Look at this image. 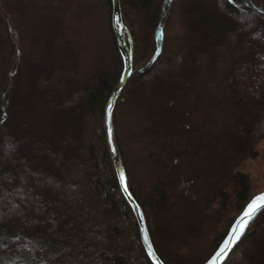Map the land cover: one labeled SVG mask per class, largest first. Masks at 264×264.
<instances>
[{
	"label": "trees",
	"instance_id": "1",
	"mask_svg": "<svg viewBox=\"0 0 264 264\" xmlns=\"http://www.w3.org/2000/svg\"><path fill=\"white\" fill-rule=\"evenodd\" d=\"M43 1L46 20L26 50L34 20L23 18H33L36 0H0V264H153L106 141L105 108L124 70L112 1L101 10L88 0L101 11L94 27L92 9L89 20L75 16L85 0L65 10ZM219 1L183 2L172 36L188 55L172 69L180 52L166 51L173 0H119L132 69L113 108L114 141L162 264H207L264 194H253L242 170L263 153L264 0ZM160 56L164 68L151 81ZM178 202L183 216L199 218L173 220ZM262 227L264 209L224 264H264Z\"/></svg>",
	"mask_w": 264,
	"mask_h": 264
},
{
	"label": "rangeland",
	"instance_id": "2",
	"mask_svg": "<svg viewBox=\"0 0 264 264\" xmlns=\"http://www.w3.org/2000/svg\"><path fill=\"white\" fill-rule=\"evenodd\" d=\"M57 1V6L59 7V9L60 10H65L66 8V5H68V4H70V3H74L75 2V0H63L65 3V6L63 5H61V1L62 0H56ZM185 0H173V3H174V6H173V15H172V17L170 18V20H169V27H168V31H167V33H166V35H167V42L169 43V45H170V48H169V50H166L167 51V53H178L177 52V48L178 47H180L179 49H180V52L178 53V58H176L175 59V61H174V63L170 66L172 69H178V67H180L181 66V64L182 63H184L185 61H187L186 59H187V55H188V52H185L184 50H183V48H181L182 46V44H180V43H178V42H174V40H173V36H172V31H173V29L177 26V19H178V17H179V13H180V9H181V7L183 6V2H184ZM207 2H211V1H214V0H206ZM216 2H218V6H222L221 5V2L219 1V0H215ZM21 2V0H11V4L14 6V7H17V6H19V3ZM97 6H99V9H101V10H103L104 9V7H103V5H104V1L103 0H97ZM45 4H44V1L43 0H36V2L34 3V8H35V13H34V16H33V18H30V16L31 15H28L27 14V16L25 17L24 16V20H34L33 21V23H29L28 25H29V29L32 31V34H30V35H27L26 34V39L23 41V43H22V45H23V47L27 50V49H30L32 46H34V44H36V40L32 37L33 35H35V34H37V26H36V22H37V20H43L44 18H45V16H44V9H45V6H44ZM95 5H96V3H90L88 0H85V2H83L80 6H79V8H78V11H77V13L75 14V16L76 15H78V16H80V20H81V18H83V19H87V20H89L88 19V17L84 14L85 12H87V11H90L91 9V11H93V16H91V19L93 20L92 22H90V24L89 25H91V27L93 26H95L96 24H95V22H94V20H97V16L101 13V11H97V9L95 8ZM34 10V9H33ZM41 12V13H40ZM92 13V12H91ZM99 17V16H98ZM242 18V17H241ZM17 20H21V18L20 17H17L16 18ZM44 20H46V18L44 19ZM74 20V19H73ZM240 20V19H239ZM48 23H50V22H48ZM100 31H97V33H96V35L99 37L100 36ZM81 35L84 37V39H87L88 38V40H90V42L91 41H93L92 39H91V36H92V34L90 33V32H86L85 30H84V28L83 27H81ZM96 36V37H97ZM45 42L47 41V39L46 40H44ZM103 45H104V43H103ZM102 45V46H103ZM162 52H164L165 50H164V48L162 47ZM161 52V53H162ZM94 55H95V52H94ZM97 55V54H96ZM96 57H98V55L96 56ZM180 57H182V61L180 60ZM89 58V56L87 55V59ZM162 58V56H160L158 59H157V61H156V63L154 64V66H153V69H152V75H151V78H149V80L151 79V81L152 80H154L155 79V76H158V75H160L161 74V72H162V70H163V68H164V65H163V60L161 59ZM71 62H75V66H77L78 67V65L79 64H81V62H80V60H78L77 58H75L74 59V61H72L71 60ZM71 62H69L70 64H71ZM90 62L92 63L93 62V60L91 59L90 60ZM111 63L112 62H110V69H112V65H111ZM61 66H63L62 67V69L64 70V68H66L67 67V63H63V65H61ZM60 67V66H59ZM91 69H93V66H92V68ZM76 71L78 70V68H76L75 69ZM80 70V69H79ZM76 71L74 72L75 74H76ZM90 73V72H89ZM77 78V77H76ZM76 78L74 79L75 81H76ZM147 81V80H146ZM150 81V82H151ZM148 82V81H147ZM123 104H125V110L126 111H128L129 110V105H128V102L126 101L125 103H123ZM123 122L126 124V125H128V123L126 122L128 119L124 116L123 117ZM130 127V126H129ZM132 127H133V125L131 124V129H132ZM96 131V130H95ZM127 133V132H126ZM133 133V132H132ZM136 132L134 131V134H135ZM130 138H132L131 136H129ZM258 149L259 150H261V151H263V153L262 154H260V157L261 158H259L257 161H253V162H247V163H245L244 164V167L242 168V170L244 171V172H246L247 173V175L250 177V179H251V182H252V188H253V194H257V193H259V192H263L264 191V141H262L259 145H258ZM168 189L170 188V186H168L167 187ZM168 191H173V190H171V189H169ZM174 193H172V194H170L172 197H171V199L173 200V201H175L176 199H175V194L173 195ZM176 202H177V200H176ZM176 202H174V204L176 203ZM180 203H181V201H180ZM178 205V207H179V202H178V204H176V206ZM174 215L175 216H172L171 218L173 219V220H175V221H179L180 220V218L178 219V218H176V216H178V217H182L183 215H185V213L184 212H182L181 211V207H179V208H177V211H175V213H174ZM183 217H185V218H187V221H185L186 223L188 222H195L198 218H199V215H195L194 213H193V211L191 210H189V212H188V214H187V216H183ZM221 221V220H220ZM219 221V222H220ZM185 223V224H186ZM221 226L220 227H222L223 225H224V222L222 221L221 222ZM261 235H260V237H259V239L261 240L263 237H264V227H262L261 228V233H260ZM247 247H249L248 245L246 246V247H244V249L242 250V252H240L239 254H238V257L240 258L243 254L245 255L246 253H244L245 252V250H246V248ZM122 250L123 251H126V249H125V245L124 244H122ZM237 264H238V262H237Z\"/></svg>",
	"mask_w": 264,
	"mask_h": 264
},
{
	"label": "water",
	"instance_id": "3",
	"mask_svg": "<svg viewBox=\"0 0 264 264\" xmlns=\"http://www.w3.org/2000/svg\"><path fill=\"white\" fill-rule=\"evenodd\" d=\"M111 1H112V27H113L114 34L116 36L119 52L123 58L124 70H123V74L121 76V79H120L117 87L115 88L114 92L112 93V95H111V97H110V99L106 105V108H105L104 123H105L106 141H107L111 160H112V163L114 166V170H115L118 182H119L121 192H122L125 200L129 204V206L131 207L132 212L136 218L138 228H139V235L141 238L142 245L146 251V254L153 264H162L161 261L157 258V256L155 255V253L153 251L142 212L139 209V207L137 206V204L135 203V201L133 200V198L130 196L129 192L125 191L126 186H125L124 179L121 180V175H123V177H124V171H123L122 161H121V158L119 156V153L117 151L115 141H114L113 126H112V112H113L115 102H116L117 98L120 96L121 92L123 91L128 79L130 77V74H131V69H132V42H131V39L129 37L127 29L123 26V23H122L119 0H111ZM246 208H247V206L245 207V209ZM245 209L243 210V212L245 211ZM263 209H264V207L260 208L254 214V216L257 213H259L260 211H262ZM243 212L241 213V215L239 216V218L237 219V221L235 222V224L231 228V230L228 234V237L225 240V242L229 241V246L226 250V254H221V256H219V257L216 256V254L224 246V244H225V242H224L222 244V246L220 247V249L218 250V252L214 256V257H216V259H213L214 258L213 257L211 259V261H209L207 264H224L226 262L227 258L231 254L232 250L234 249L238 240L240 239L242 233L244 232L245 228L247 227L248 223L254 217V216L252 218L244 217V219L247 220V225L244 228L243 232L240 233L239 238L233 240L232 239L233 230L236 227V225L240 222V218L243 216ZM150 253H152V255H150Z\"/></svg>",
	"mask_w": 264,
	"mask_h": 264
},
{
	"label": "snow or ice",
	"instance_id": "4",
	"mask_svg": "<svg viewBox=\"0 0 264 264\" xmlns=\"http://www.w3.org/2000/svg\"><path fill=\"white\" fill-rule=\"evenodd\" d=\"M123 179L124 177L123 175H121V180ZM125 191H127V188H125ZM262 207H264V194L254 197L253 200L247 205V208L243 212V216L240 218V222L236 225L233 230V240L239 238L240 233L243 232L244 228L247 225V220H245L244 217L252 218L254 214ZM228 246L229 241H226L224 246L220 249L216 256L219 257L221 256V254H226ZM150 255H152V253H150ZM213 259H216V257H214Z\"/></svg>",
	"mask_w": 264,
	"mask_h": 264
}]
</instances>
